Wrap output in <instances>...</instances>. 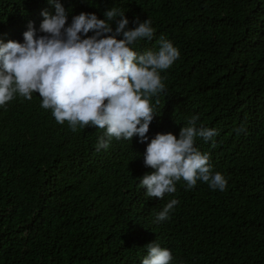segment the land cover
<instances>
[{
	"label": "trees",
	"instance_id": "obj_1",
	"mask_svg": "<svg viewBox=\"0 0 264 264\" xmlns=\"http://www.w3.org/2000/svg\"><path fill=\"white\" fill-rule=\"evenodd\" d=\"M60 3L69 24L81 12L105 19L113 7L128 29L150 19L154 38L134 50L156 51L164 37L180 56L161 72L165 90L151 98L157 115L144 143L113 138L97 151L104 130L73 132L38 93L0 106V264H142L151 242L172 252L171 264H264V0ZM45 10L54 15L55 5L0 0V45L22 43L30 23L42 35ZM192 116L218 132L195 146L226 177V190L200 181L186 190L181 180L162 200L148 197L147 143L161 132L179 137ZM172 199L169 218L157 221Z\"/></svg>",
	"mask_w": 264,
	"mask_h": 264
},
{
	"label": "clouds",
	"instance_id": "obj_2",
	"mask_svg": "<svg viewBox=\"0 0 264 264\" xmlns=\"http://www.w3.org/2000/svg\"><path fill=\"white\" fill-rule=\"evenodd\" d=\"M48 2L56 11L54 15L42 12V35L37 36L30 23L22 43L10 40L0 45V106H6L17 94L31 100L33 93H38L41 107L50 109L58 123L67 121L73 132L89 126L104 130L97 151L108 149L113 138L132 141L138 136L141 143L148 141L150 124L157 115L151 98L165 90L161 72L179 58L178 48L160 37L158 50L139 54L132 46L155 36L150 19L141 22L137 18V26L128 29L125 13L113 7L105 11V19L81 12L69 24L60 0ZM114 21L117 27L113 32ZM90 32L93 35H88ZM198 119L192 116L179 137L161 132L147 143L144 164L154 171L142 177L141 185L148 197L162 200L176 192V182L181 180L186 190L198 181L213 190H226V177L214 172L209 154L195 146L197 137L209 141L218 132L198 128ZM177 204L176 199L168 202L156 220L168 219ZM146 246L142 264H171L169 249L155 242Z\"/></svg>",
	"mask_w": 264,
	"mask_h": 264
}]
</instances>
